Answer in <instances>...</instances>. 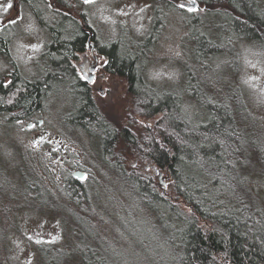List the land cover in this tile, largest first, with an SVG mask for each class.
I'll return each instance as SVG.
<instances>
[{"label":"trees","instance_id":"obj_1","mask_svg":"<svg viewBox=\"0 0 264 264\" xmlns=\"http://www.w3.org/2000/svg\"><path fill=\"white\" fill-rule=\"evenodd\" d=\"M203 3L204 12L220 19L205 24L194 14L185 21L190 27L194 54L192 60L183 63L186 96L160 90L144 73L159 27L158 19L141 40L130 38L125 30L103 46L108 69L129 77L132 91H138L135 94L140 97L138 114L147 119L140 121L142 129L136 133L138 137L127 128H119L95 97L87 96L85 91L77 92L73 110L64 118L70 126L99 135L109 168L118 173L121 181L126 179L140 205L154 213L150 239L132 245V251L136 255L143 253L141 256L132 258L129 257L134 254L132 251H119L115 241L100 229L92 190L72 172L60 188L68 204L61 203L59 194L37 176V170L21 163L19 170L25 189L15 197L23 195L26 199L10 207L0 203V211L4 213L22 206L54 212L61 208V213L67 210L68 222L82 238L71 264H264V199L253 181L264 179V145L254 134L251 124L254 114L235 72L219 95H206L199 80V71L201 76L209 73L208 59L214 53L232 54L230 64L235 70L240 40L264 46V9L258 0H203ZM176 4L172 0L170 6L176 8ZM81 13L85 18V11ZM60 21L57 32L67 29L69 33H60L54 50L45 55L50 73L62 78L72 71L70 61L79 57L74 50L83 46L85 34L79 19L72 21L71 26ZM85 22H90L88 16ZM203 24L212 27L211 34L200 29ZM8 75H0V118L12 128H20L24 121L38 122L30 111L46 102L54 81H47V77L43 81H17L15 77L20 75L14 73L12 81L7 82ZM187 98L204 108L200 119L186 112ZM121 144L125 146L118 149ZM26 158L23 156L24 162ZM37 160L42 161L38 157ZM151 165L170 177L165 189ZM2 186L0 180V189ZM35 244L44 254L42 264H64L73 253L47 243ZM127 245L131 250V244Z\"/></svg>","mask_w":264,"mask_h":264},{"label":"rangeland","instance_id":"obj_2","mask_svg":"<svg viewBox=\"0 0 264 264\" xmlns=\"http://www.w3.org/2000/svg\"><path fill=\"white\" fill-rule=\"evenodd\" d=\"M7 2L8 0H0V20L3 22L5 16L12 13ZM154 2L158 4H153ZM258 2L264 9V0H258ZM161 3L162 0H92L85 8L91 22L106 41L117 38L125 30L132 36L130 38L141 40L150 33L158 19L159 27L149 51L150 56L144 64V73L148 80L160 90L175 91L186 96L187 77L183 63L192 60L194 54L193 41L189 34L190 27L185 21L192 18L194 14L199 15L206 22L205 24H212L220 18L210 12H204V4L198 8L197 12L184 11L176 4L172 13L168 11L167 15H170L164 19L156 12ZM24 12L26 16L23 28L30 29L31 34L36 33L34 30L38 28L33 25V18L26 11ZM205 24L200 26V29L211 34L212 27ZM31 40L25 43V46L22 44V47L13 53L20 70L26 75H35L39 72L37 60L41 47L37 40ZM238 49L237 69L231 68L232 54L220 51L208 59L211 69L209 73L205 72L207 75L201 76L199 71V80L202 81L201 85L206 95H219L229 84L232 72H235L239 84L245 91V100L254 114V122H251L254 134L264 145V46L254 41L240 40ZM10 68V62L0 55V75H7ZM112 81L115 82L109 91L107 90L108 92L96 91L98 104L102 103L109 109L108 117L119 128L127 124L135 132L141 133L140 121L147 119L131 111L132 98L130 99L128 95L127 83L118 79ZM63 88L64 86L60 84L57 95L48 101L46 106L49 108L46 113L49 115L34 118V120L42 119L40 127L37 125L31 130L30 126H26L27 121H24L20 128H12L0 118V180L3 185L0 189V203L10 207L26 199L23 195L15 197V194H22L25 189L19 170L21 163L36 169L37 176L50 185L55 194H59L58 198L62 200L60 202L67 204L63 190L60 189L64 186L65 177L74 169L86 170L88 174L82 180L92 190V204H95L98 209L97 225L115 241L119 251L131 252L132 245L138 244V240L150 239L148 233L152 227L150 225L155 217L154 213L146 211L140 205L141 201L130 188L131 186L126 183V179L121 181L118 173L109 168L102 153L101 141L88 132L78 131L75 126H70L64 121L69 111L70 100ZM184 106L190 116L201 118L204 108L194 100L187 98ZM41 128L47 130L46 139L53 141L51 146L59 140L63 143L72 142L76 146L69 149L70 155L66 163L60 164L56 157L53 156L51 159L45 155L40 163L36 161V153L33 154L29 150L34 148L32 138L36 137V131ZM86 141L92 145L91 150L86 149ZM21 142L26 144V151L18 149L21 145L24 146ZM124 146L121 144L118 149ZM23 156H27L25 162ZM154 171L158 182L162 185L159 170L154 169ZM161 172L164 176L163 182H166V185L162 187L166 188L170 177L166 172ZM256 179H253L254 188L264 199V179ZM59 210L54 212L41 210L35 206H22L13 208L10 213L0 211V264H42L45 260L44 254L35 242L73 251L64 263L71 264L70 260L75 258V251L81 245L82 238L75 232L72 223L68 222L69 217L65 214L67 210L64 213ZM127 244H131V250ZM133 253L129 257L135 258L143 254Z\"/></svg>","mask_w":264,"mask_h":264},{"label":"flooded vegetation","instance_id":"obj_3","mask_svg":"<svg viewBox=\"0 0 264 264\" xmlns=\"http://www.w3.org/2000/svg\"><path fill=\"white\" fill-rule=\"evenodd\" d=\"M176 2L179 7L181 4L186 5L183 7L186 11H189V8H194L196 9L194 11H197L198 8L204 4L203 0H194V2L193 0H176ZM7 3L12 5V7L9 9L12 13H9L5 16L6 18H4V22L1 21L0 26V54H2L1 56L4 57L8 62H10L11 66L8 72L10 75H8L5 80L7 82H11L13 79L12 74L15 73L17 76L20 75L19 77H15L17 81H21L22 79L30 81H43L46 77L47 81H54V83L51 82V86L48 89L49 96L47 97L46 102L44 103L43 101L35 110L30 111L34 118L49 115L46 113L49 108L47 107V103L53 96L57 95L60 84L64 86L63 89H65L66 94H68V99L70 100L68 112H71L75 105V97L78 91H85V93L88 94L87 96H94L95 100H97L98 95H96V91L99 90L102 93H105L107 90L109 91L114 82L117 81H112L113 79L124 80L127 83L128 95L130 96V99L132 98L134 101V103L132 102V108L133 106L136 107L131 111L136 113L139 112L140 97L135 95L138 94V91H132V83L130 81L131 79L108 69V60L102 52L103 46L108 41L100 36L98 29L91 22L89 14L85 8L87 5L85 0H8ZM170 3H172V0H162L161 5L157 8L158 10H156L158 15L164 19H166L172 13L171 11L173 8L170 6ZM153 4L158 3L154 2ZM83 10L86 13L85 18L88 16L90 20L89 23L85 22L83 13H81ZM24 11H26L30 17L33 18V25L38 28L34 30L36 33L31 34L29 31L30 29L28 30L23 28V21L26 16ZM168 11H170L169 15H167ZM76 19H79L82 23L81 31L85 34L84 44L82 47L76 48L74 50V52L79 54V57L70 61L72 71L65 73L62 78L55 77L50 73V63L47 61L48 56L45 54L54 50V45H56V37H59L60 33L63 35L65 33H69L67 29H61L60 33L57 32V24H62L60 23V20H63L64 23H69L71 26V22L76 21ZM11 20H15L16 23H10ZM31 39L37 40V43H39V46L41 47V53L39 54L37 60L39 64V72L35 75H26L20 70L17 64L18 62L16 58H14L15 56L13 53L19 50L20 47H22V44L25 46V43L32 41ZM3 53L7 55H3ZM99 105L106 112L107 116H109L107 112L109 109L105 108L102 103ZM41 122L42 119L39 118L38 122L31 121L27 123V126H30L29 129L32 130L33 128L37 127V125L40 127ZM123 127L127 128L134 136L136 135L137 132H135L134 129L132 130L130 125L126 124L123 125ZM75 128L78 129V131L88 132L89 134H92V136H95L99 139V135H97V133H93L92 131L83 129L79 126H75ZM47 133V130L43 128L36 131V137L32 138L34 148H31L32 150L29 151H31L33 154L36 153V156L39 159H43L45 156L53 159L54 156L59 159L60 164L66 163L70 155L69 149H73L76 146H74L72 142L63 143L60 142V140L51 146L50 144L53 143V141H51V139H46ZM22 144L24 146L21 145V148H17L20 149V151H26V144ZM85 146L87 150L92 149V145L87 141L85 142ZM76 155H78V153H76ZM76 170L79 169H74L72 174L76 178L80 179L74 174V171ZM84 171L86 172V177L88 172L86 170Z\"/></svg>","mask_w":264,"mask_h":264},{"label":"water","instance_id":"obj_4","mask_svg":"<svg viewBox=\"0 0 264 264\" xmlns=\"http://www.w3.org/2000/svg\"><path fill=\"white\" fill-rule=\"evenodd\" d=\"M0 26H1V22H0ZM74 174L77 175L80 178H84L86 173L84 171L77 170V171H74ZM163 185L165 186L166 182H163Z\"/></svg>","mask_w":264,"mask_h":264},{"label":"snow or ice","instance_id":"obj_5","mask_svg":"<svg viewBox=\"0 0 264 264\" xmlns=\"http://www.w3.org/2000/svg\"><path fill=\"white\" fill-rule=\"evenodd\" d=\"M88 2H90V0H85V3H88ZM193 2H194V0H193ZM185 6H186V5H184V4H181V5H180V7H182V8L185 7ZM11 7H12V5L9 4V5H8V8H11ZM6 10H7V9H6ZM189 10H190V11H194V10H196V9H194V8H189ZM10 23H16V21H15V20H11Z\"/></svg>","mask_w":264,"mask_h":264}]
</instances>
